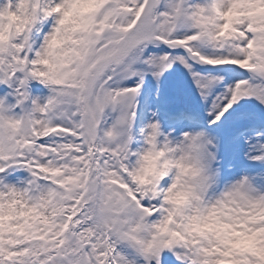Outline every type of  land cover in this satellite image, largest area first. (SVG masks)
Listing matches in <instances>:
<instances>
[{"label": "snow or ice", "instance_id": "6c2138e0", "mask_svg": "<svg viewBox=\"0 0 264 264\" xmlns=\"http://www.w3.org/2000/svg\"><path fill=\"white\" fill-rule=\"evenodd\" d=\"M73 0H7L19 15L0 43V264H264L203 221L214 213L264 247V192L242 179L219 195L208 131L165 133L157 113L139 129L141 98L182 65L208 100L223 75L237 79L213 97L209 127L223 126L241 101L264 106V0H97L69 54L46 63ZM51 28L35 46L34 33ZM33 82L49 94H32ZM264 149V145H261ZM164 152L169 169L145 178L146 156ZM251 159L264 161V152ZM25 172L15 181L9 177ZM192 177L189 184L186 177ZM188 198L175 203L174 192Z\"/></svg>", "mask_w": 264, "mask_h": 264}, {"label": "rangeland", "instance_id": "374dc122", "mask_svg": "<svg viewBox=\"0 0 264 264\" xmlns=\"http://www.w3.org/2000/svg\"><path fill=\"white\" fill-rule=\"evenodd\" d=\"M15 2V0H13ZM7 0H0V7L5 6ZM43 26V32L34 33L35 46L39 47L42 37L47 30ZM174 65L162 78L159 90L157 83L152 77H148L146 87L150 90L141 98V107L136 124L137 138L133 144L134 149L143 147V138L139 135V129L154 119L153 113H157L164 132L172 133L174 137L180 135L179 129L195 128L196 130L208 131L213 139L214 147L211 148L216 154L212 163L214 170L218 172L217 184L212 192L219 195L225 188L247 176L252 184L261 192L264 191V161L251 159L252 156L264 152V106L254 100L241 101L242 107L236 108L235 117L223 126L209 127L207 120L208 112L213 103V97L222 92L225 87L239 78L235 72H223L207 65H196L197 71L210 75H223L224 84L217 87L208 100H204L192 81L191 75L182 65ZM8 89L0 86V96ZM32 94L34 97L45 98L49 94L48 88L37 82H33ZM25 172H15L9 177L15 181L23 178Z\"/></svg>", "mask_w": 264, "mask_h": 264}, {"label": "clouds", "instance_id": "9594fccd", "mask_svg": "<svg viewBox=\"0 0 264 264\" xmlns=\"http://www.w3.org/2000/svg\"><path fill=\"white\" fill-rule=\"evenodd\" d=\"M97 0H73L70 5L68 12L69 15L66 17L65 25L61 31L53 37L49 45V56L46 63L50 66L56 65L58 61L67 56L69 53L66 52L65 48L71 47L72 33L77 29H82L87 26L88 17L87 13L91 12L96 6ZM25 21L19 15H9L6 17L5 26L0 28V43L5 42L9 37L10 30L15 27L17 30L22 31ZM169 162L164 160V152L161 150L159 153H153L145 157L144 169L142 175L147 178L150 175L160 173L161 169H169ZM187 183H193L192 177H186ZM188 198V192L186 190H179L172 194L171 199L177 203L182 204ZM260 218H264V214ZM199 223L205 224L207 227L212 228L217 234L221 235L224 239H231L232 236H238L236 241L237 246L252 247L261 257H264V247H255L256 244L260 243L256 239L255 234L253 236H246L244 234L232 233L228 230L226 225H222L219 222V216L213 214L207 217Z\"/></svg>", "mask_w": 264, "mask_h": 264}, {"label": "bare ground", "instance_id": "6f19581e", "mask_svg": "<svg viewBox=\"0 0 264 264\" xmlns=\"http://www.w3.org/2000/svg\"><path fill=\"white\" fill-rule=\"evenodd\" d=\"M50 28H51V23L47 26V30L45 31V33L48 31V30H50ZM44 33V34H45ZM42 39H43V37H42ZM42 43V42H41ZM176 66H178V65H176ZM181 66V65H180ZM264 192V191H263Z\"/></svg>", "mask_w": 264, "mask_h": 264}]
</instances>
